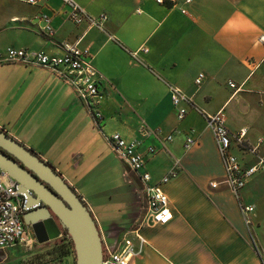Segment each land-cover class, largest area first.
<instances>
[{"label": "crops", "instance_id": "obj_1", "mask_svg": "<svg viewBox=\"0 0 264 264\" xmlns=\"http://www.w3.org/2000/svg\"><path fill=\"white\" fill-rule=\"evenodd\" d=\"M74 1L94 17L105 13L104 31L76 25L61 0L23 3L24 11L0 17V52L12 46L63 53V43L87 49L104 77L103 133H119L127 143L142 140L153 182L180 161L177 177L163 186L172 220L140 224L136 174L115 155L72 88L48 69L0 63V126L83 197L107 246L116 249L126 238L141 248L130 264H264V167L241 191L242 201L255 206L249 231L235 195L223 184L212 186L223 181L225 169L205 119L222 109L229 130L246 129V147L258 146L257 155L235 150L242 164L264 159V0ZM42 15L51 18L52 38L39 31ZM168 85L190 98L180 104L187 110L183 120ZM147 130L173 138L163 145ZM188 137L197 143L186 149ZM150 146L154 155L147 153ZM117 207L121 214L102 219Z\"/></svg>", "mask_w": 264, "mask_h": 264}, {"label": "built area", "instance_id": "obj_2", "mask_svg": "<svg viewBox=\"0 0 264 264\" xmlns=\"http://www.w3.org/2000/svg\"><path fill=\"white\" fill-rule=\"evenodd\" d=\"M27 5H37L40 0H17ZM69 9V19L76 25L87 24L88 28H96L104 31L108 16L102 13L96 17L86 12L74 0H61ZM189 2V0H187ZM163 3L164 0H157ZM41 26L39 31L47 38H52L55 30L51 18L48 15L39 17ZM264 43V37L260 38ZM63 53L49 54L45 51H29L22 48L7 47L0 52V63L23 64L32 67L46 68L61 80L67 83L74 91L76 97L81 101L84 108L93 119L95 127L103 133L102 122V102L104 91L101 83L104 77L97 71L93 64V56L87 49H82L78 43H63ZM204 79V74L200 73L195 79V84L200 86ZM231 87L235 84L229 83ZM171 99L175 107H179L178 119L186 117L187 110L181 107L182 102L189 103L190 98L181 89L168 85ZM207 128L212 132L218 153L224 165L225 174L221 183H213V187L219 184L225 185L236 197L240 213L245 226L249 231L254 225L255 206L242 201L241 191L253 175L264 167V159L259 158L258 162L252 166L245 167L239 156L235 153L236 149L249 151L257 155L258 146L246 147V129L238 133H232L226 125V118L223 110L214 114H205ZM149 136L154 135L160 142L171 141L173 134L162 136L160 130H147ZM109 146L129 169L136 174L142 195L143 217L141 225L165 224L172 220L173 213L170 210V200L166 195L163 186L177 177L180 171V161L176 160L170 170L162 178L153 182L151 173L146 169V155L139 150L142 140L135 139L127 143L119 133L107 136L103 133ZM162 138V139H161ZM193 137L186 140V149L196 144ZM157 149L154 146L147 148L148 155H154ZM129 182H132L129 179ZM27 198L24 193L19 191V185L8 172L0 168V255L5 254L6 250L18 244L23 245L26 250H31L37 243V239L31 226L24 222ZM251 239L256 245L251 234ZM144 240L141 239L143 243ZM104 242V240H103ZM141 251L136 248L129 239H122L119 247L113 249L104 243L103 263L102 264H130L132 258Z\"/></svg>", "mask_w": 264, "mask_h": 264}, {"label": "water", "instance_id": "obj_3", "mask_svg": "<svg viewBox=\"0 0 264 264\" xmlns=\"http://www.w3.org/2000/svg\"><path fill=\"white\" fill-rule=\"evenodd\" d=\"M0 168L17 180L19 191L30 188L44 203L33 217H24L39 244L57 240L67 231L74 246L75 264L103 263V236L83 197L50 163L4 128H0Z\"/></svg>", "mask_w": 264, "mask_h": 264}, {"label": "rangeland", "instance_id": "obj_4", "mask_svg": "<svg viewBox=\"0 0 264 264\" xmlns=\"http://www.w3.org/2000/svg\"><path fill=\"white\" fill-rule=\"evenodd\" d=\"M25 10V5L22 2H19L17 0H0V17H4L6 13L15 11V12H21ZM94 64V63H93ZM95 66V65H94ZM96 68V67H95ZM4 115H0V120H3ZM7 127V126H6ZM0 128H3L0 126ZM115 177V176H113ZM124 183L127 185V178L125 175H123L122 172V179ZM113 208V207H112ZM107 209L109 211H105L104 214L102 215V219H107L105 221H109L112 218H115L120 210L119 208H114V209ZM125 210V209H122ZM115 211V213H113ZM107 213V214H105ZM112 213V214H111ZM262 213L264 214V207L262 208ZM104 223V222H103ZM53 242V241H51ZM51 242L45 243V244H39L38 242L33 246L31 250H26V248L18 244L16 246H13L12 248L6 250V254H1L0 255V264H23V262L29 260L30 258L34 257L38 252L42 251L43 248H45L47 245L46 244H51ZM74 258V257H73ZM72 258L68 257L65 259L64 264H72Z\"/></svg>", "mask_w": 264, "mask_h": 264}, {"label": "trees", "instance_id": "obj_5", "mask_svg": "<svg viewBox=\"0 0 264 264\" xmlns=\"http://www.w3.org/2000/svg\"><path fill=\"white\" fill-rule=\"evenodd\" d=\"M46 245L42 251L23 264H64L68 257L72 258V264H75L74 246L67 231L62 232L61 238Z\"/></svg>", "mask_w": 264, "mask_h": 264}, {"label": "flooded vegetation", "instance_id": "obj_6", "mask_svg": "<svg viewBox=\"0 0 264 264\" xmlns=\"http://www.w3.org/2000/svg\"><path fill=\"white\" fill-rule=\"evenodd\" d=\"M32 173V172H30ZM45 185L50 188L46 183ZM22 193L25 194L26 198H27V202H26V211L24 214V217L28 214L30 217H33L35 215V213L40 210L44 203L42 201H38V197L35 195L34 191L31 190L30 188L27 189H23L21 191ZM52 217L54 219H56L55 215L52 214Z\"/></svg>", "mask_w": 264, "mask_h": 264}]
</instances>
